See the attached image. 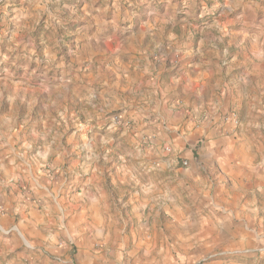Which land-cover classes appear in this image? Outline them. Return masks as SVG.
Wrapping results in <instances>:
<instances>
[{
  "label": "rangeland",
  "instance_id": "374dc122",
  "mask_svg": "<svg viewBox=\"0 0 264 264\" xmlns=\"http://www.w3.org/2000/svg\"><path fill=\"white\" fill-rule=\"evenodd\" d=\"M136 2L0 0V214L18 195L35 191L28 163L45 185L59 177L93 178V191L107 202L132 206L118 224L157 227L183 219L163 217L158 208L193 210L199 195L215 194L220 166L201 129L210 116L220 130L226 127V142L251 148L245 164L261 180L255 194L219 203L252 209L264 227V0ZM163 64L173 68L168 76L209 68L200 98L185 107L164 102L166 72L149 69Z\"/></svg>",
  "mask_w": 264,
  "mask_h": 264
},
{
  "label": "crops",
  "instance_id": "0c3cea01",
  "mask_svg": "<svg viewBox=\"0 0 264 264\" xmlns=\"http://www.w3.org/2000/svg\"><path fill=\"white\" fill-rule=\"evenodd\" d=\"M136 1L144 3L143 0H134V3ZM144 29L148 35L150 28ZM167 50L172 51L173 48ZM163 66L149 69L156 72V76L166 72L164 77L168 83L162 82L165 84L164 95L161 89L157 91L153 88L152 92L156 97L159 92L164 102L179 107H185V102L200 98L199 89H203L205 84L202 78L210 77L212 73L209 68L201 69L194 65L187 73L177 71L168 76L173 68ZM225 68L231 69L230 66ZM240 89V93L246 90L243 87ZM243 95L245 98L249 96L247 91ZM156 112L159 114V111ZM209 118L206 117L201 129L212 138V151L220 166L215 194L208 192L199 195L196 198L198 206L193 210L159 207L163 217L181 214L183 219L168 218V224L157 227L148 221L136 227L125 220L118 224L122 214L129 216L128 208L132 209V206L120 204V200L107 202L105 193L93 191V178L59 177L45 185L35 178V168L24 163V168H29L28 172L33 173L29 184L30 187L34 186L35 191L18 195L6 214H0V264H60L58 261L62 264H264V248L260 246L261 250L256 249L264 240L262 222H256L251 217L252 209H233L219 203L226 201L225 197L235 201L242 199L245 194L257 192L255 187L261 180L259 176H252V169L245 164V157L251 154V148L226 142L230 138L222 136L226 127L220 130L217 126L219 124L216 125ZM165 120L167 122L169 119ZM217 141L219 143L216 144ZM82 167L80 165V169ZM245 168L249 172L241 175ZM57 182L60 188L56 191L51 185ZM5 186L1 190L11 194L12 190ZM61 186H65L62 193ZM72 187H79V192L69 194ZM239 189L243 193L238 192ZM63 195H66L68 204L60 203L64 199ZM43 197L51 203L44 201L37 205L36 199ZM32 198L36 201H31ZM0 201L3 202L2 194ZM52 207L57 212L55 215ZM133 213L130 212V221ZM112 215L116 224L111 227ZM130 246L133 250L127 251ZM235 246L250 250L230 249ZM107 247H110L109 251ZM135 247L142 250L135 251ZM216 247L227 250L214 254L212 251ZM69 249H74L75 254L69 256ZM150 249L154 252L151 253Z\"/></svg>",
  "mask_w": 264,
  "mask_h": 264
},
{
  "label": "built area",
  "instance_id": "2783aa9c",
  "mask_svg": "<svg viewBox=\"0 0 264 264\" xmlns=\"http://www.w3.org/2000/svg\"><path fill=\"white\" fill-rule=\"evenodd\" d=\"M225 120H226L227 122L230 121V122H233V123H235V124L237 123L235 117H233V116H228L227 118H225ZM166 150H167V152L170 151L169 149H166ZM183 165L186 166V162H184ZM58 263L62 264V263L59 262V261H58Z\"/></svg>",
  "mask_w": 264,
  "mask_h": 264
}]
</instances>
